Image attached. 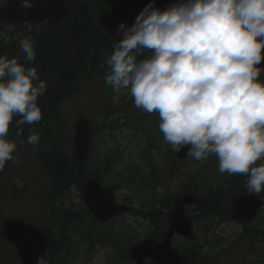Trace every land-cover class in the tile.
<instances>
[{
    "label": "clouds",
    "instance_id": "clouds-1",
    "mask_svg": "<svg viewBox=\"0 0 264 264\" xmlns=\"http://www.w3.org/2000/svg\"><path fill=\"white\" fill-rule=\"evenodd\" d=\"M115 37L105 84L158 114L173 151L187 148L196 161L214 155L221 174L245 176L249 194L264 191V0H175L163 9L152 0ZM0 40L8 42L6 31ZM20 48L26 63L0 56V171L24 143L8 138L10 126L19 138L24 125L41 122L38 98L48 88L26 66L36 59L33 39H20ZM40 139L31 131L27 143Z\"/></svg>",
    "mask_w": 264,
    "mask_h": 264
},
{
    "label": "rangeland",
    "instance_id": "rangeland-1",
    "mask_svg": "<svg viewBox=\"0 0 264 264\" xmlns=\"http://www.w3.org/2000/svg\"><path fill=\"white\" fill-rule=\"evenodd\" d=\"M5 1L0 0V11ZM4 31L7 32L9 40L7 43L0 40L2 53L8 52L6 58H17L23 63L22 58L13 55L17 50H7L14 35L17 32L19 34V29L6 25ZM108 56L107 53H102L101 58H97L96 71L87 68L76 75L71 85L72 90L59 101L58 116L47 121L42 119L45 121L42 126L44 130L39 128L38 123L35 124L41 139L33 147L34 152L54 149L58 142L46 143L42 139L45 136L49 139L58 129L55 133L58 138L63 137L65 152L74 158L73 126L79 116H84L89 121L91 141L88 153L82 161L83 173L97 177L101 186L112 189L120 203L129 204L136 210L146 209L154 203V199H169V195H174L173 198L170 197V204L164 210L167 212L172 207L173 199L184 192L178 193L182 185H189L193 191L196 187L198 193H191L200 200V196H204L211 189L227 185L232 175L219 172L218 161L214 155L207 161H196L189 156L178 160L176 151L165 143L159 130L158 114H148L136 108L133 98L127 92L116 94L105 84V73L108 70L105 60ZM11 133L9 129L8 138ZM26 138H23L22 145L18 144L20 150H23ZM15 155L16 162L8 161V170L15 172L14 169L18 171L24 166L22 174L28 178L23 177V197L13 207L18 216H9L33 223L54 238L60 228L63 229L71 242L70 252L63 264H133L128 256L131 246L146 238L151 231H162L165 228V222L160 229H156L147 219L131 212L120 214L105 223L95 221L81 198L78 181L70 183L61 197L55 196L50 201V171L43 166L38 154ZM32 166L37 170L30 173L27 168ZM197 171H201L200 174ZM151 175L158 176L160 180L166 179L167 183L154 186L149 181ZM132 177L134 178L131 181ZM262 194L264 197V191ZM231 197L232 195H227L224 202L228 203ZM205 204L210 211L209 217H203L196 204L185 206V214L193 219V236L189 239L174 236L172 246L177 249L189 243L206 244L219 237L222 243L230 247L228 264H264V206L253 220L242 224L235 220L230 221L228 215L224 221L219 222V217L212 214L217 206ZM159 206V203L155 204V207ZM4 216L5 213L1 211L0 228L6 219ZM245 229L251 230L250 233L245 232ZM257 237L258 240H255ZM0 254V264H21L16 250L4 240H0ZM46 257L48 254L41 258L39 264H49Z\"/></svg>",
    "mask_w": 264,
    "mask_h": 264
},
{
    "label": "trees",
    "instance_id": "trees-1",
    "mask_svg": "<svg viewBox=\"0 0 264 264\" xmlns=\"http://www.w3.org/2000/svg\"><path fill=\"white\" fill-rule=\"evenodd\" d=\"M65 1L70 7L68 16L56 24H49L47 22L31 23L33 24L31 32H28L25 27L21 28L19 34L14 35L13 41H10L9 48H7V50H17L22 55L21 57H24L20 48V39L25 36H30L33 39L37 50L36 59L26 66L36 67L40 78L48 85L46 93L38 98V104L42 109V119L46 121L58 116L60 109L59 101L72 90L71 85L75 81L76 75L83 73L87 68L90 71H96L97 58H101L102 53L110 55L113 51L114 42L104 28L96 23V17L100 13L117 6H128L137 13L139 9H143L148 3L152 2V0ZM174 2L175 0H155V5L163 9ZM261 78L264 79V74H262ZM55 132L50 135L49 139L45 136L42 141L46 143L58 142V144L54 146V149L52 148L48 152H40L38 155L43 166L45 165L47 170L50 171L49 175L52 179H50L52 181L50 201L55 196L61 197L70 183L75 181L80 182L87 177L83 173L82 162L76 161L65 152L64 139L62 136L58 138ZM200 172L197 171V174H200ZM151 173L153 174V170ZM245 180L246 178L243 175L232 176L227 185L211 189L205 194L206 196L204 195L205 197L201 195L200 203L196 205L197 209L201 211L203 217H209L210 211L207 209L205 203H210L211 205L209 206H217L212 211V214L225 213L227 211V204H225L224 198L233 192L246 191ZM149 181L154 186L167 183L166 179L160 180L155 175H151ZM180 191H184L183 193H198L196 187L195 191H193L189 185H182L178 193ZM173 196L169 195L168 197L170 199ZM169 199L167 197L154 199V203L150 207L134 210L133 213L147 219L150 224L157 225L163 219V207L168 208L170 204ZM156 203H159L160 206L155 207ZM0 240L5 241L1 228ZM70 247L71 242L66 233L63 232V229L60 228L57 237L49 236L48 257H46L49 264H63L70 252ZM0 259H2V254H0Z\"/></svg>",
    "mask_w": 264,
    "mask_h": 264
},
{
    "label": "water",
    "instance_id": "water-1",
    "mask_svg": "<svg viewBox=\"0 0 264 264\" xmlns=\"http://www.w3.org/2000/svg\"><path fill=\"white\" fill-rule=\"evenodd\" d=\"M33 7L24 9L20 7L21 0H7L2 11V18L6 22L27 23L43 22L56 24L70 13V7L65 0H32ZM134 12L124 6L100 13L96 21L105 29L107 34L115 37V29L121 22L131 26L135 21ZM118 39V38H116ZM115 42V41H114ZM264 67V61L261 65ZM90 145L89 122L84 116H79L73 128V146L75 158L81 161L85 158ZM178 159L187 157V148L176 153ZM81 195L84 203L97 222L130 211V206L116 202L114 193L108 188L100 186L96 177H88L81 183ZM197 198L191 194H184L174 200L172 209L166 215L167 229L162 233L163 239L157 242L158 250L153 252L149 245L150 238L139 241L133 245L128 255L135 264H144V258L149 256L155 259L156 264H184L182 257L171 248L174 234L184 237L192 235L190 220L184 213L186 204L195 203ZM232 212L239 220L252 219L262 206V201L256 195L248 194L234 198ZM4 238L16 248L21 264H38L48 248V237L34 224H26L21 220L12 219L2 225Z\"/></svg>",
    "mask_w": 264,
    "mask_h": 264
},
{
    "label": "flooded vegetation",
    "instance_id": "flooded-vegetation-1",
    "mask_svg": "<svg viewBox=\"0 0 264 264\" xmlns=\"http://www.w3.org/2000/svg\"><path fill=\"white\" fill-rule=\"evenodd\" d=\"M1 16V13H0ZM0 24L2 26H0V31H4V26L6 25H11L15 28L21 29L23 27H25V25H17V24H8L6 22H4L3 20L0 19ZM27 25V24H26ZM1 42V41H0ZM2 48H0V56H4L7 57L9 54L8 52L6 53H2L3 50H1ZM23 59V63H26L24 61V57H20ZM27 66L29 64H26ZM45 122V121H44ZM35 124L32 125H24V131L22 133V137H16L15 132H16V128L14 126V122L13 125L10 126V131H12L11 136H10V140L15 139V140H19V139H23L24 137H28V134H30L31 131H35L36 127ZM38 124L40 125V129L43 126V120H41V122H38ZM13 129V130H12ZM22 145V144H21ZM14 154L20 155V154H25V155H39L40 152H34L33 146L29 143H27V138H26V144L23 145V150H20V145L17 147L16 151L14 152ZM16 162V160H14ZM12 162V161H10ZM8 161L6 162L5 165L6 168L4 170V172L0 171V212H4L5 216L7 218H11L9 215H15L18 216L14 213L15 208H13L19 200H22L20 198H22L23 193H24V186L22 185V180L23 177L28 178V176H25L22 174V171L24 169V166H22V168L18 171H16L14 169L15 172L8 170ZM22 164V161L21 163ZM14 167V164H13ZM15 168V167H14ZM27 168V167H25ZM28 171L30 173H33L37 170V168H35L34 166L27 168ZM234 176V175H232ZM231 179V178H230ZM244 194H249L246 191L243 192H233L231 195L232 197L229 200V205H230V210H232V204L231 201L233 200V198H236L238 196L244 195ZM258 195H263L262 192L259 193ZM1 218V217H0ZM219 222H222L224 220V217L221 216L219 218ZM245 220H243L244 222ZM222 224V223H220ZM151 240L150 243V247L152 249H154L153 252H157V242H160L162 240V231L158 230V231H151L150 234H148V236ZM256 240V239H255ZM155 242V243H154ZM175 248V247H173ZM230 248V247H229ZM228 248L227 244L222 243L221 238H213L211 240V242L206 243V244H199V243H189V244H185L183 245L181 248H177L175 249L182 257H183V263L184 264H228V257H230L231 254V250ZM242 254V252H240ZM239 254V255H241ZM237 255V257L239 256ZM239 259V258H238ZM237 259V260H238ZM144 264H156L155 259L150 258L149 256H147L144 259ZM241 264H247L246 262H243Z\"/></svg>",
    "mask_w": 264,
    "mask_h": 264
}]
</instances>
